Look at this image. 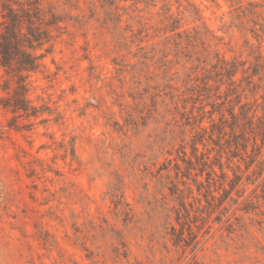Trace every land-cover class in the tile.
Masks as SVG:
<instances>
[{
  "label": "rangeland",
  "instance_id": "1",
  "mask_svg": "<svg viewBox=\"0 0 264 264\" xmlns=\"http://www.w3.org/2000/svg\"><path fill=\"white\" fill-rule=\"evenodd\" d=\"M2 52L0 264H264V0H0Z\"/></svg>",
  "mask_w": 264,
  "mask_h": 264
},
{
  "label": "trees",
  "instance_id": "2",
  "mask_svg": "<svg viewBox=\"0 0 264 264\" xmlns=\"http://www.w3.org/2000/svg\"><path fill=\"white\" fill-rule=\"evenodd\" d=\"M0 54H1V56H2L5 60H7V59L5 58V56H6V52H2V53H0ZM240 110H241V111H240V115H241L243 118H245L247 121H249L250 118H249V116H248V112H246L245 108H242V107H241ZM231 116H232L233 120L236 119V115L233 114V115H231ZM260 141H261V145L264 146V132H262L261 135H260ZM260 154H261V151L259 150L258 153H256V154L253 153V156L250 157V159H249L248 162L244 161L245 169H248V168L253 164V162L256 160V156H258V155H260ZM259 164H262V166H259V169H258V172H257V173H258V176L256 177L255 180H253V181L251 182V184L254 185V189L252 190V194H254L258 189H261V190L264 192V176L262 175V174H263V170H264V160H261V161L259 162ZM236 177H237V175L234 174V178H235V179H236ZM232 185H234V187L236 186L235 183L232 184ZM250 196H251V195H250ZM250 196L247 197V198L245 199V201H250V200H251V199H250ZM235 202H237V201H235Z\"/></svg>",
  "mask_w": 264,
  "mask_h": 264
}]
</instances>
